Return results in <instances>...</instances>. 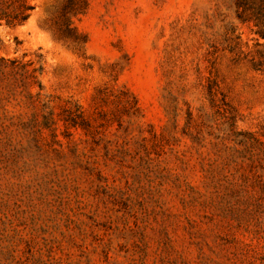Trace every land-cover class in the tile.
Instances as JSON below:
<instances>
[{
  "label": "rangeland",
  "instance_id": "1",
  "mask_svg": "<svg viewBox=\"0 0 264 264\" xmlns=\"http://www.w3.org/2000/svg\"><path fill=\"white\" fill-rule=\"evenodd\" d=\"M0 22V264H264V0H31Z\"/></svg>",
  "mask_w": 264,
  "mask_h": 264
},
{
  "label": "trees",
  "instance_id": "2",
  "mask_svg": "<svg viewBox=\"0 0 264 264\" xmlns=\"http://www.w3.org/2000/svg\"><path fill=\"white\" fill-rule=\"evenodd\" d=\"M31 0H0V22L4 21L7 25H19L25 22L29 17L34 5ZM33 61L21 62L15 58L5 59L0 57V66L10 65L16 74V80L23 87L36 84L38 90L32 94L28 91V95L32 101L39 99L41 96L42 85L38 79V75L42 71L41 65Z\"/></svg>",
  "mask_w": 264,
  "mask_h": 264
}]
</instances>
